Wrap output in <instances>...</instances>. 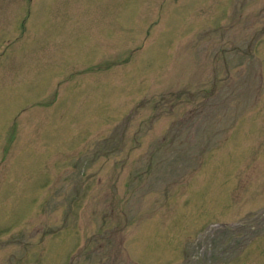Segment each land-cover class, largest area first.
<instances>
[{
  "label": "rangeland",
  "instance_id": "1",
  "mask_svg": "<svg viewBox=\"0 0 264 264\" xmlns=\"http://www.w3.org/2000/svg\"><path fill=\"white\" fill-rule=\"evenodd\" d=\"M0 264H264V0H0Z\"/></svg>",
  "mask_w": 264,
  "mask_h": 264
}]
</instances>
